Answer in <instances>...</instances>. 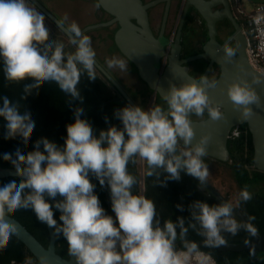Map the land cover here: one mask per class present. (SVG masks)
Wrapping results in <instances>:
<instances>
[{"label":"clouds","instance_id":"clouds-1","mask_svg":"<svg viewBox=\"0 0 264 264\" xmlns=\"http://www.w3.org/2000/svg\"><path fill=\"white\" fill-rule=\"evenodd\" d=\"M100 4L98 0L97 7ZM250 23L264 51V9H258ZM60 27L69 35L71 51L62 41L49 38L43 13L30 7L28 0H0V70L7 82L25 81L19 101L0 95L5 140L30 139L34 118L20 101L41 82H54L63 93L82 102L77 88L81 76L97 77L91 37L75 22ZM222 48L226 61L238 55V44L225 42ZM105 63L121 73L129 68L128 60L116 55L106 57ZM254 84H264V73L253 75L251 82L240 77L226 88L233 109L243 120L253 115V105L264 103ZM217 85L215 77L203 76L179 86L169 82L166 90H158L162 103L147 109L126 104L114 110L120 126L109 125L98 134L82 117L84 109L77 106L73 108L75 119L66 125L62 146L41 137L31 151L16 146L14 152L0 153V159L15 169L0 183V248L7 247L20 231L9 213L22 209L52 229L53 237L66 241L67 255L74 264H213L211 253L203 249L226 246L225 234L235 236L243 231L250 245L259 234L255 217L240 220L234 215V209L253 198L247 187L240 190L235 203L225 200L210 205L196 200L189 205L187 222L177 217L163 224L153 200L144 194L146 178L153 177V183L163 187L178 181L182 172L195 178L200 188L206 187L209 169L203 158L211 134L202 132L194 142L192 117L224 118L222 105L208 94ZM138 162L143 164L142 177L129 170V165ZM92 177L101 187L107 185L114 216L101 206ZM135 186L139 190L134 191ZM177 208L183 211L182 205ZM54 212L59 213V223ZM190 230L202 238L200 243L188 238ZM25 264L34 262L26 258ZM35 264L51 261L42 254Z\"/></svg>","mask_w":264,"mask_h":264},{"label":"trees","instance_id":"trees-1","mask_svg":"<svg viewBox=\"0 0 264 264\" xmlns=\"http://www.w3.org/2000/svg\"><path fill=\"white\" fill-rule=\"evenodd\" d=\"M50 22L55 26L52 21ZM59 31L65 35L61 30ZM48 35L50 39L54 41L58 40L51 34ZM198 51L199 49L195 50V53H198ZM24 83L25 81L17 83L5 81L3 72L0 70V95H6L10 100L19 101ZM106 83L101 81L98 76L94 80H89L86 75H82L77 85L82 97L81 102L63 93L54 82H41L31 90L29 95L20 101L22 107L27 108L34 118L35 127L30 139L26 142L20 137L5 140L3 138L4 122L0 119V153L14 152L16 146H21L26 151H31L34 142L41 137L48 138L62 146L64 137L66 136V125L75 119L73 108L77 106L84 109L82 117L91 123L94 132L97 134L100 129H104L109 125L114 124L119 127L120 121L114 116V110L128 103L116 88L114 92L109 87L107 88ZM105 117H107V123L105 122ZM240 130L242 132L241 137L229 139L228 141V161L222 162L214 160L207 155L203 159L205 164L214 160L215 162L230 167L239 189L241 190L247 187L252 193L253 198L247 203L241 204L240 209L246 216L252 215L255 217L254 223L259 233L264 234V186L262 185L264 183V172L249 167L248 162L254 156L252 136L246 124L240 125ZM246 131L247 134H245ZM0 167L13 168L9 162L3 161L2 159H0ZM129 170L140 176L137 164L134 166L129 165ZM7 178H0V183L5 182ZM163 178L164 174L162 173L161 179ZM91 179L96 184L94 191L98 195L101 206L108 213L110 196L107 185L101 187L94 177ZM153 181V177L146 178L145 195L153 200L161 224L167 219L175 221L177 217H184L187 222L190 218L189 205L193 201L200 200L210 205L219 204L205 187H199V183L195 178L183 172L178 181H169L163 187L154 184ZM254 186L258 187V189L253 190ZM133 190H139L138 186H135ZM223 195L229 196L231 201L229 194ZM178 204L183 206V211L177 208ZM9 215L18 219L45 247L48 246L50 237L47 226L37 221L34 213L30 210L22 209L9 213ZM110 215L114 216L111 207ZM58 216L59 213L54 212V218H57L59 223ZM225 235L226 241L229 243H242L248 239L246 233L243 231L235 236ZM188 238L196 240L197 242L202 239L191 230L189 231ZM177 246L179 247L180 243H177ZM203 250L211 253L214 261L213 264H264V251L244 250L236 252L220 251L218 249ZM56 251L62 257L69 258L67 255V244L62 237H56ZM28 257L36 261L25 245L16 237L10 240L7 247L0 248V264H20L25 262Z\"/></svg>","mask_w":264,"mask_h":264},{"label":"water","instance_id":"water-1","mask_svg":"<svg viewBox=\"0 0 264 264\" xmlns=\"http://www.w3.org/2000/svg\"><path fill=\"white\" fill-rule=\"evenodd\" d=\"M31 1H33L38 8L69 38V35L60 27L63 23L54 14L42 6L37 0ZM222 2L224 4L223 10H212L213 6ZM149 6L150 5H144L141 0H101L100 7L112 18L105 22L88 25L81 30L83 33H87L95 29L118 24L119 29L114 36L118 49L123 56L136 66L140 78L145 81L150 90L155 94H158L160 98L161 96L158 90H166L169 86V82L179 86L182 82L197 80L189 74L188 68L184 66V64L208 58V68L202 75L206 78H209V71L213 64L220 66V74L217 79L218 85L216 88H209L208 94L210 99L222 105L224 118L219 121H212L211 119L208 120L206 117L203 120L193 121V127L196 132L194 142L195 139L199 138L202 132H209L211 134V142L207 149V156L214 160L226 162L229 159L228 141L231 129L234 126L246 124L252 136L254 147V168L260 172H264V103L259 107L253 105V115L247 120H243L239 113L233 109V106L227 97V85L233 80L243 77L251 82V77L253 75L260 74V72L255 70L249 62L246 52V37L233 14L229 2L227 0H188L186 13L188 8L192 6L203 17L207 24L208 41L204 45L202 53L185 59H180L182 47L180 44V35L184 20L182 21L172 50L171 52H168V49L157 45V41L154 40L148 20L147 9ZM224 18H228L235 29L227 42L230 44H238L239 46L238 55L230 62L223 59V44H220L216 39V23ZM132 20H136V23ZM162 58L167 62V65L164 73L159 74V63ZM96 65V69L114 88H116L128 104L138 105L97 59ZM253 86L257 89L262 100H264V84H254ZM14 172V168L0 167V178H6L10 173ZM205 188L219 203L225 200L230 201L229 196L223 195L209 181L206 182ZM59 198L60 197H57V199ZM107 198L109 199L108 196ZM108 205V214H110V202ZM234 215L237 219H246V215L242 212L240 207L234 209ZM10 217L18 223L20 228V231L14 237L19 239L25 245L27 250L36 260L40 255L47 254L50 258L51 264H74L72 258H64L57 253L56 237H53L52 229L47 227L50 239L48 246L45 247L18 219L13 216ZM200 242L201 241L197 243ZM176 243H180V241H177ZM218 250L236 252L244 250L258 252L264 251V234L259 233L256 238L252 239L250 245H246V241L242 243L227 242L226 246L218 248Z\"/></svg>","mask_w":264,"mask_h":264},{"label":"flooded vegetation","instance_id":"flooded-vegetation-1","mask_svg":"<svg viewBox=\"0 0 264 264\" xmlns=\"http://www.w3.org/2000/svg\"><path fill=\"white\" fill-rule=\"evenodd\" d=\"M84 1L94 5V8L92 9V11H90L91 14L95 16L96 15L100 16L99 18L100 20H98L97 22L89 23L84 27L99 22H105L112 18L108 13L103 11L100 6L97 7V3H98L97 0H84ZM141 1L144 5H150L149 8L147 9L149 26L154 36V40L157 41V45L161 47L163 46L164 48L168 49V52H171L173 44L176 41L177 34L182 24V21L184 20L180 35V44L182 46L180 59L192 57L203 52V47L208 41L207 24L203 19V17L192 6L188 8L186 13V5L188 0H141ZM205 1H209V0H205ZM227 1L231 5L234 14V9L231 0H227ZM223 9H224L223 2L212 7L213 11H221ZM132 21L136 23V20H132ZM237 21L241 25L240 21L239 20ZM114 25L115 28L113 30H108L107 33V38L111 39V46H110L111 50L115 48L113 49V53H118L120 57L128 60L125 56H123V54L120 52V50L116 45L114 36L116 31L119 29V26L118 24H114ZM80 28L82 29L83 27ZM104 28L109 29V27H103L99 29H104ZM216 29H217L216 39L220 44H224L225 42H227L235 30L232 22L228 18H224L222 20L217 21ZM85 34H88V32ZM197 49H199V51L198 53H195V50ZM99 58L106 65L103 58L101 57ZM163 59L164 58L160 59L159 74L164 73L167 65V62L164 61ZM104 64L101 65L108 71V69L106 68L107 65L105 66ZM208 65H209L208 58L196 60L184 64V66L188 68L189 74L194 78H196L197 80L204 74L205 70L208 68ZM128 67H129L128 70L130 72V75L134 76L136 79L135 82H137V87L135 88L127 85L123 81V79L118 76L117 73L114 72L112 75L109 71L108 72L114 77V79L118 81V83L125 90L127 89L133 93V95L131 96L127 92L138 105L147 109L152 107L156 103H162V99L159 97V95L155 94L152 90H150L148 84L140 78L136 66L129 60H128ZM219 74H220V66L213 64L209 71V79L212 77L218 79ZM152 99H154V101L152 102V105H150L151 103L150 100ZM206 117L207 116L205 114L204 117L201 118L192 117V119L193 121L195 120L199 121L205 119Z\"/></svg>","mask_w":264,"mask_h":264},{"label":"rangeland","instance_id":"rangeland-1","mask_svg":"<svg viewBox=\"0 0 264 264\" xmlns=\"http://www.w3.org/2000/svg\"><path fill=\"white\" fill-rule=\"evenodd\" d=\"M42 6H44L47 10H49L52 14H54L65 26L68 24L75 22L79 27H84L85 25L97 22L100 20V16H95L90 13L94 8L93 4H89L84 0H37ZM264 2V0H242L243 5L246 9H251L254 4ZM29 6L35 8L37 11H41L38 6L31 0H28ZM42 12V11H41ZM43 13V12H42ZM90 13V14H89ZM44 14V13H43ZM45 15V14H44ZM106 16V15H105ZM45 23L48 27V34H51L58 40L62 41L66 45V50L71 51L72 46L69 44V38L66 35H63L50 21V19L45 15ZM50 21H49V20ZM115 25L109 26V29H96L88 32L87 35L91 37L92 45L94 50L96 51V58L100 61L101 64H104L99 57L103 58L105 61L106 57H112L113 55L120 56L118 53H113V48L111 50V39L107 38L108 30H113ZM105 65V64H104ZM106 66V65H105ZM107 68V66H106ZM108 69V68H107ZM108 71L113 75V73H117L119 77L123 79V81L129 85L130 87H137V82H135V77L130 75L129 70L127 72L121 73L117 69H108ZM96 74L101 81L107 82L106 78L96 69ZM107 88L109 87L111 90L115 92V88L109 83H106ZM133 89V88H131ZM127 90V89H126ZM127 92L132 96L133 93L129 90ZM152 102L154 99L150 100ZM138 170L139 174L142 177L143 164L142 162H138ZM209 169V181L219 189L222 194H229L231 196V201L235 203L238 193L240 189L235 181L233 171L230 167L224 164H220L215 162L214 160L209 161L206 164ZM264 186V183H262ZM143 180L141 179V188L143 189ZM258 187L254 186L253 190H257ZM146 191V189H145ZM145 194V192H144ZM29 258V257H28ZM34 264L35 261L33 260Z\"/></svg>","mask_w":264,"mask_h":264},{"label":"built area","instance_id":"built-area-1","mask_svg":"<svg viewBox=\"0 0 264 264\" xmlns=\"http://www.w3.org/2000/svg\"><path fill=\"white\" fill-rule=\"evenodd\" d=\"M234 15L241 23V29L246 37V52L251 66L260 73H264V51L258 47L260 36L253 29L250 23L251 17L257 12L258 9H264V2L254 4L251 9H246L242 0H231ZM240 125L234 126L229 135V139H237L241 137ZM247 134V131L245 132ZM249 167H253V159L248 162ZM26 262V261H25ZM25 262L20 264H25ZM214 263V262H213Z\"/></svg>","mask_w":264,"mask_h":264},{"label":"crops","instance_id":"crops-1","mask_svg":"<svg viewBox=\"0 0 264 264\" xmlns=\"http://www.w3.org/2000/svg\"><path fill=\"white\" fill-rule=\"evenodd\" d=\"M140 175V174H139Z\"/></svg>","mask_w":264,"mask_h":264}]
</instances>
